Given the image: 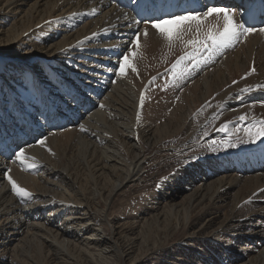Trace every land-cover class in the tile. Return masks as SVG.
<instances>
[{
    "label": "bare ground",
    "instance_id": "obj_1",
    "mask_svg": "<svg viewBox=\"0 0 264 264\" xmlns=\"http://www.w3.org/2000/svg\"><path fill=\"white\" fill-rule=\"evenodd\" d=\"M134 21L108 0H0V264H264V168L246 167L264 138L227 146L264 120V33L174 72L191 47ZM63 108L79 122L49 128Z\"/></svg>",
    "mask_w": 264,
    "mask_h": 264
},
{
    "label": "snow or ice",
    "instance_id": "obj_2",
    "mask_svg": "<svg viewBox=\"0 0 264 264\" xmlns=\"http://www.w3.org/2000/svg\"><path fill=\"white\" fill-rule=\"evenodd\" d=\"M215 17L217 24L209 26L207 22L210 18ZM222 21V23H221ZM134 23H140V21H134ZM151 28L156 30L160 37L171 47L174 42L180 41L185 47H191L192 51L185 52L184 55L177 58L175 63L172 65L173 71L175 72L185 59H192L193 53H197L204 49H212L217 47H232L235 43L240 42L242 38L255 33L257 29L252 27H245L243 23H239L235 20V14L228 8L224 7H208L205 11H190L184 14H172L167 18H154L147 21ZM195 32V36L192 39L184 40V36L190 32ZM264 33V28L258 30ZM143 36H147V27L143 30ZM133 46V50L128 55H123L119 62V68L117 74L119 76H125L126 71L131 69L132 72L138 73V69L133 62L132 58H135L139 53L136 49L140 47V35H137L133 40L130 41ZM255 71L252 68L246 76L251 75ZM242 77V79L246 78ZM233 83H237L234 81ZM257 87H261L257 85ZM250 88L242 89L241 91H250ZM144 95L140 96V105L143 106ZM139 119V114L137 115ZM241 121L247 119L246 115L239 117ZM227 129V125H221L219 131L224 132ZM81 130H84L83 128ZM239 131V130H237ZM244 136L247 138L243 140L237 137L235 143L228 142V147H236L239 143L243 142H255L264 138V120H253L247 127L243 129ZM40 146H45V140L41 139L38 141ZM51 151V149H48ZM16 160L21 163L27 158L25 156L24 149L21 148L15 152ZM8 172L11 169L7 170ZM8 182L11 185V190L18 197H28L31 194L23 187H21L10 175L7 176Z\"/></svg>",
    "mask_w": 264,
    "mask_h": 264
},
{
    "label": "rangeland",
    "instance_id": "obj_3",
    "mask_svg": "<svg viewBox=\"0 0 264 264\" xmlns=\"http://www.w3.org/2000/svg\"><path fill=\"white\" fill-rule=\"evenodd\" d=\"M190 51H192V49H190ZM177 59V58H176ZM176 59H175V61H176ZM169 60H166V62L165 63H169L168 62ZM175 61H174V63H175ZM173 62L171 63V64H169L168 65V67H167V69L168 68H171L172 67V65L174 64ZM152 65V63H149V66H151ZM148 66V67H149ZM187 66V67H186ZM186 66H185V63L184 62H182V64L180 65V67L178 68V69H180V68H183V67H185V69H183V70H190V66L188 65V63H186ZM146 68H147V66H146ZM150 68V67H149ZM177 71V70H176ZM161 73V72H160ZM173 78H174V74L173 75H171V76H169V82H172L173 81ZM150 81H153L152 80V77L150 78V80H149V82ZM148 82V83H149ZM161 84H163L162 86H161V88H162V90H164V89H168V85H166V83L165 82H162ZM153 86H156V85H153ZM157 86H159V84H157ZM147 88H148V85H147ZM147 88H146V90H147ZM152 87H150V92L152 91ZM144 95V94H143ZM146 96V95H145ZM145 96H144V98H145Z\"/></svg>",
    "mask_w": 264,
    "mask_h": 264
}]
</instances>
